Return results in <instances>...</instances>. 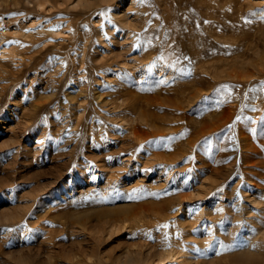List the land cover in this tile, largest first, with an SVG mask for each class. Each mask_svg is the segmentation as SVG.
<instances>
[{"label":"rangeland","instance_id":"obj_1","mask_svg":"<svg viewBox=\"0 0 264 264\" xmlns=\"http://www.w3.org/2000/svg\"><path fill=\"white\" fill-rule=\"evenodd\" d=\"M243 252L264 253V0H0V264Z\"/></svg>","mask_w":264,"mask_h":264},{"label":"bare ground","instance_id":"obj_2","mask_svg":"<svg viewBox=\"0 0 264 264\" xmlns=\"http://www.w3.org/2000/svg\"><path fill=\"white\" fill-rule=\"evenodd\" d=\"M163 63V62H162ZM160 67V66H159ZM162 102V100L160 101ZM162 104V103H160ZM175 104V103H173ZM220 120L222 119H225V117H220L219 118ZM214 121V120H213ZM140 125V124H139ZM214 125V124H213ZM209 127V126H208ZM210 130H212V128H210ZM138 131V130H137ZM141 136V135H140ZM139 145V144H138ZM146 210H148L147 208L146 209H143V211L141 212V214H143ZM140 213V211L138 212ZM140 214V215H141ZM132 219L134 220H138L135 218V216L137 217L138 214L136 213V215H132ZM141 217H146L144 215H141ZM129 218V217H128ZM127 218V219H128ZM138 218V217H137ZM259 244V243H258ZM259 246V245H258ZM257 247V246H256ZM262 247V246H261ZM251 250V249H250ZM255 252V251H254ZM166 255V253H165ZM160 257H163V254H159ZM230 262L231 264H264V253L262 252H259V254H255L253 252H243V254H241V256H236V257H233L231 261H228Z\"/></svg>","mask_w":264,"mask_h":264}]
</instances>
